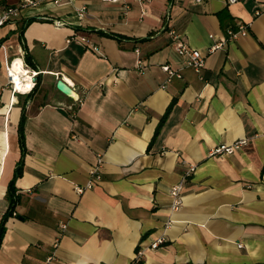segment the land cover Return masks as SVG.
I'll list each match as a JSON object with an SVG mask.
<instances>
[{"label": "crops", "instance_id": "obj_1", "mask_svg": "<svg viewBox=\"0 0 264 264\" xmlns=\"http://www.w3.org/2000/svg\"><path fill=\"white\" fill-rule=\"evenodd\" d=\"M33 1L0 27V221L12 182L18 196L0 264H132L139 250L141 264H264V0ZM239 24L245 36L209 52ZM179 40L206 55L200 74ZM25 56L40 81L29 97L4 68ZM98 155L100 181L78 192Z\"/></svg>", "mask_w": 264, "mask_h": 264}, {"label": "built area", "instance_id": "obj_2", "mask_svg": "<svg viewBox=\"0 0 264 264\" xmlns=\"http://www.w3.org/2000/svg\"><path fill=\"white\" fill-rule=\"evenodd\" d=\"M20 1H21V3L18 7H9V8H5V9L0 11V27L7 25V24H10L12 21H14L18 17L19 12L22 8L28 7V6L33 7L39 3L38 1H33V0H20ZM69 1H71V0H55L56 3L69 2ZM100 1L103 4H121V3L125 2V0H100ZM138 1H141V0H138ZM238 1H240V0H229V3L232 4V3H235ZM194 2L201 3L202 0H194ZM261 13H262V11L259 10L256 12V15H259ZM83 16H84L83 9H81L78 13V17L82 18ZM53 23L56 26L62 25V23L59 21H55ZM226 33H227V40L216 42L211 48H209V52H213L217 49L222 48L229 40L231 41L233 39H236L239 36H245L247 34V27L244 26L243 24H239L236 30L228 29ZM75 38L81 43L86 42L85 38H83V37H76L75 36ZM175 39H178V36H175ZM176 52L178 53V55L180 57L185 59L186 66L189 68H192L197 74H200L202 69L205 67L206 55H203L199 50L191 48L186 43H184L180 40L177 41ZM18 58H20V57H18ZM20 59L23 62V67H25L28 70V72L30 74V78L33 80V87L31 88V90L29 92H27L25 94L17 92L15 90L14 77L12 74V64H13L14 60L9 61L8 58H5L4 68H5V72H6V76H7V85L10 87V89L13 93L21 94V95H28L31 93V91L35 87L36 80H37L36 78L39 75V73L35 70L28 68V66L24 62V58L21 57ZM139 65H140V63H139ZM141 69H143V68H141ZM162 70L165 73H167L169 79L174 78V77H178V78L181 77L180 72L178 70L174 71L168 65H164L162 67ZM246 143H247V141L241 140V141H237L233 144H218L212 150H210L209 155H211V156L231 155L234 152H236L238 150V148H240L241 146H243ZM102 166H103L102 156L98 155L95 165L92 166L90 169V172H89L90 180H89V182L87 183V185L85 186L84 189L78 188V190H77L78 192L81 193L85 189H91L100 181ZM193 171H194V168L190 167L185 172L182 181L170 189V194L173 197V206H172L173 210H178V208L180 207L181 202H182V199H181L182 195L181 194H182V190L184 187V182L186 181V178ZM66 227H67L66 224H60L59 229L62 232L64 230H66ZM58 238H59V236H58ZM58 238L54 241L53 246H52L54 251L58 247V243H59ZM163 243H164L163 238H159L150 245V248L153 250L157 249ZM142 257H143V250H139L135 254V257L133 259L132 264H141L140 261H141ZM54 261H55V255H54V253H51L50 255L47 256V258L45 260V264H52Z\"/></svg>", "mask_w": 264, "mask_h": 264}, {"label": "trees", "instance_id": "obj_3", "mask_svg": "<svg viewBox=\"0 0 264 264\" xmlns=\"http://www.w3.org/2000/svg\"><path fill=\"white\" fill-rule=\"evenodd\" d=\"M24 62L28 67H33L32 63L30 61V58L28 56L24 57ZM31 69L36 71L35 67L31 68ZM39 82L40 81H39V75H38L37 80H36V85L33 88V90L31 91V93L27 95L28 97L32 96L34 94V92L37 90V88L39 86ZM24 121H25V117L23 115L21 117V121H20V124L18 126L19 141H20L22 148H24V134H23ZM19 175H20V169L17 168L16 177H18ZM6 197H7V200L9 202V206H8L7 211L3 214L1 221H0V243H1L3 235L5 233V224H6L7 220L13 216V213L15 211V206H16V203L18 201V196H16V194H15L13 182L9 185Z\"/></svg>", "mask_w": 264, "mask_h": 264}, {"label": "bare ground", "instance_id": "obj_4", "mask_svg": "<svg viewBox=\"0 0 264 264\" xmlns=\"http://www.w3.org/2000/svg\"><path fill=\"white\" fill-rule=\"evenodd\" d=\"M12 74L14 77L15 90L20 93H27L33 87V80L30 78L28 70L23 67L21 59L15 58L12 64Z\"/></svg>", "mask_w": 264, "mask_h": 264}, {"label": "water", "instance_id": "obj_5", "mask_svg": "<svg viewBox=\"0 0 264 264\" xmlns=\"http://www.w3.org/2000/svg\"><path fill=\"white\" fill-rule=\"evenodd\" d=\"M57 91H59L61 94H63L66 97H72L73 96V90L63 81L58 80L55 85ZM19 219H23L21 216H17Z\"/></svg>", "mask_w": 264, "mask_h": 264}]
</instances>
